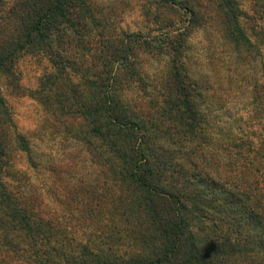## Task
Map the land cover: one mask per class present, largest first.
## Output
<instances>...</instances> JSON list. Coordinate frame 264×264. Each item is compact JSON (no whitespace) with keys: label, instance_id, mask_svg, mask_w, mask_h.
I'll return each instance as SVG.
<instances>
[{"label":"trees","instance_id":"obj_1","mask_svg":"<svg viewBox=\"0 0 264 264\" xmlns=\"http://www.w3.org/2000/svg\"><path fill=\"white\" fill-rule=\"evenodd\" d=\"M128 9L0 0V80L95 169L51 164L33 186L18 156L41 166L0 90V264H264V0H147L139 31L122 27ZM199 31L211 61L228 54L208 74L188 63ZM25 58L50 65L30 91Z\"/></svg>","mask_w":264,"mask_h":264},{"label":"rangeland","instance_id":"obj_2","mask_svg":"<svg viewBox=\"0 0 264 264\" xmlns=\"http://www.w3.org/2000/svg\"><path fill=\"white\" fill-rule=\"evenodd\" d=\"M112 1V0H98ZM147 0H129L130 9L124 17L122 27L130 31L143 30V22L140 17L139 6ZM152 1V0H150ZM189 53L187 55L188 63L192 66L197 74L211 73L209 65L219 67L226 62L228 54L221 47L218 54L220 59L215 55V60L211 61V55L208 53L207 41L203 32L194 33L188 41ZM150 70L151 80L159 82L161 74H158L163 65V59L152 60L147 64ZM46 62L38 63L30 58L20 61V85L25 91L36 88L38 80L45 69H50ZM245 73L252 76V64L247 68ZM218 70V69H217ZM212 75H217L213 73ZM0 90L5 97L13 113L14 123L18 133L24 135L31 145V157L35 164L41 166L39 169H32L29 165L26 154H20L16 161V167L26 172L30 177V182L36 188H40L46 179H50L49 174L42 168L51 164L56 165H74L73 176L76 179L86 181L94 180V163L90 154L83 148L82 144L76 140H65L62 130L58 127L54 131L46 124V116L39 103L29 94L17 96L12 93L6 80H0ZM126 99L135 101L138 98L136 90H128ZM250 97L249 90L240 91L236 96V102L241 103ZM236 110V109H232ZM232 113V112H231ZM234 113V112H233ZM225 119V118H224ZM57 132V133H54Z\"/></svg>","mask_w":264,"mask_h":264}]
</instances>
